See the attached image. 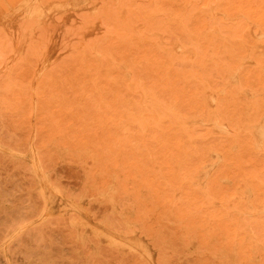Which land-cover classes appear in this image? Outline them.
I'll return each mask as SVG.
<instances>
[{
	"label": "rangeland",
	"instance_id": "374dc122",
	"mask_svg": "<svg viewBox=\"0 0 264 264\" xmlns=\"http://www.w3.org/2000/svg\"><path fill=\"white\" fill-rule=\"evenodd\" d=\"M0 264H264V0L0 2Z\"/></svg>",
	"mask_w": 264,
	"mask_h": 264
},
{
	"label": "bare ground",
	"instance_id": "6f19581e",
	"mask_svg": "<svg viewBox=\"0 0 264 264\" xmlns=\"http://www.w3.org/2000/svg\"><path fill=\"white\" fill-rule=\"evenodd\" d=\"M26 1H28V0H0V2H3V4H6V5H8V6H12V5H15V4H17V3H19V2H21L22 3V5H24V6H26ZM37 12V11H36ZM43 13V12H42ZM34 14V13H33ZM36 14H38V12L36 13ZM38 16H39V14H38ZM40 16H43V15H40ZM6 17V16H5ZM17 20V19H16ZM42 20V19H41ZM8 23V22H7ZM7 25V24H6ZM12 25V24H11ZM8 27V26H7ZM4 31H5V29H3ZM18 32V31H17ZM23 32H25V31H23ZM6 33V32H5ZM7 34V33H6ZM23 35V34H22ZM56 37V36H55ZM23 38V37H22ZM20 40V39H19ZM22 40V39H21ZM12 42V41H11ZM22 42H23V40H22ZM25 42H27L26 40H25ZM24 42V43H25ZM50 42V41H49ZM57 42V41H56ZM55 42V43H56ZM24 43H22L23 44V46L25 45ZM13 44V43H12ZM20 44V43H19ZM12 46V45H11ZM22 46V47H23ZM26 46V45H25ZM22 47L20 48V51H21V49H22ZM49 51L47 50V53H48ZM105 228V227H104ZM135 242V241H134ZM141 245V244H140Z\"/></svg>",
	"mask_w": 264,
	"mask_h": 264
}]
</instances>
